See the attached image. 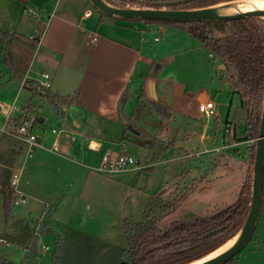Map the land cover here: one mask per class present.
<instances>
[{"label": "rangeland", "instance_id": "374dc122", "mask_svg": "<svg viewBox=\"0 0 264 264\" xmlns=\"http://www.w3.org/2000/svg\"><path fill=\"white\" fill-rule=\"evenodd\" d=\"M80 3L84 4L82 1ZM89 5V10L93 13L92 17L98 18L99 10L91 1ZM117 21L118 24L126 23L125 28L133 27L134 23L137 24V31L141 34L142 50L156 60L152 67L153 73L157 71L158 78L167 87H182L186 92L196 96L203 93L209 94L212 98L210 100L215 103L216 114L201 119L187 117L178 124L176 120H171L172 115L168 117L163 115L167 107L148 102L144 100L143 95H140L137 114L139 110L144 111L146 127L139 120L138 115L133 116L130 124L127 125L139 129L141 133L145 130L149 132L150 137H147V142L139 141V144L142 143L143 146L148 144L149 149L146 151L145 147L137 145L138 141L137 143L131 141H135L137 137L134 128H130L131 140H123V125H119L118 128L111 125L112 129H108V135L105 136L112 143L111 150L114 152H117L118 145L122 141L125 142L126 147L123 153H128L139 160L141 165L147 167L145 169H149L152 163L150 159L158 160L152 164L155 165L152 170L143 169L140 178L137 176L138 171L108 175L84 167L87 172L85 186L77 185L74 189H69L64 182L65 179L47 178L43 179L42 183L49 187L39 188L34 183L28 184L27 181L31 179L30 167L40 155L24 162V157L20 153L16 158L19 163L13 168H19L22 165L26 167L22 170L19 182L21 193L15 192L13 200L23 196L26 200L18 205L13 203V218L10 222H6L4 196L0 185V238L3 240L0 241V254L8 260L20 261L25 250L18 244H8L7 239L5 240L6 235L16 233L15 229L22 228L26 224L34 225V227L38 225L41 229L49 210L52 209L53 214L62 198L65 203L55 219L51 221L53 229L61 234L66 233L68 229L83 231L96 238H103L113 245L127 247L128 239L123 221L125 218L140 220L151 195L157 193L168 201H176L187 190L189 191L182 204L159 222L160 228L166 230L179 218L186 216L203 218L213 214L217 207L222 208L231 204L248 172H251L253 176L254 163H251L249 148L253 140H238L240 138L233 135V126L226 124L229 110L232 105L234 106V98L229 84L221 79L224 63L214 59V56L210 55V50L195 36L176 26L164 22L149 24L142 20L128 18H118ZM32 23V17L24 19L17 33L19 39H16L14 43V52L17 54L15 64L21 70L26 68L27 61L33 53L27 45L33 40L30 35L38 33V28L43 27L40 21L35 22L38 24L37 27H31ZM5 28L0 16V34L4 33ZM109 32L113 33L111 30ZM157 36L160 37L158 41L155 40ZM10 79V68L2 63L0 54V98L4 100L0 102V105L6 108L5 110H9L16 100L15 105L19 107L18 110L13 111V118H16L15 115L23 110L30 91L27 88L19 91V84L17 82L11 84ZM155 99L159 100L158 97ZM49 107L52 112L49 116L47 113L49 108L46 106L48 120L45 127L50 130L52 127L59 129L61 116L58 112L56 114L53 106ZM7 112L0 116V126L8 115ZM217 115L220 131H216ZM12 121L15 120L12 119ZM165 125L166 129L170 127L169 132H174L173 140L175 136L176 139L171 147H166L160 153L167 141L156 139L153 135L159 131L160 126L165 127ZM245 129L246 124L242 123L238 130V137H242ZM46 134L49 140L54 136L48 130ZM203 134L205 140L202 139ZM188 153L194 155L184 157ZM66 156L58 160L61 163L67 162L74 165L75 174H81L79 170L83 166L72 162L71 156ZM16 223H18L17 226H15ZM46 246L49 248L46 249ZM55 247L54 233L40 236L44 264H51ZM66 247V258H69L68 249L71 244L67 242ZM235 259L239 264H264V198L252 237L242 251L235 255Z\"/></svg>", "mask_w": 264, "mask_h": 264}, {"label": "crops", "instance_id": "0c3cea01", "mask_svg": "<svg viewBox=\"0 0 264 264\" xmlns=\"http://www.w3.org/2000/svg\"><path fill=\"white\" fill-rule=\"evenodd\" d=\"M86 1L0 0V16L6 27L3 32L8 30L11 34L8 41H10L14 69H11L3 61L0 43L2 63L10 68L11 84L17 82L19 91L23 88L30 91L23 110L15 116L16 118L19 116L22 121H30L33 131L41 137L43 144L47 147L56 145L60 153L41 150L32 158L40 155L39 159L30 167L31 179L27 183H34L39 188L49 187L42 183L43 179L47 178L65 179L64 182L69 189H74L77 185L85 186L87 172L84 167L95 170L93 167L99 165L103 154L107 150L113 149L111 148L112 143L105 137L108 135L107 130L112 129L111 125H115L117 128L119 125L124 126V141L131 140L130 131L125 134V128L127 124H130V119L132 120L133 116L138 115L139 120L146 127L144 111L139 110V114H137L140 95H143L144 100L148 102L167 107L172 115L171 120H176L178 124L187 117L196 119L206 117L199 114L198 103L212 99L207 93L196 96L186 92L182 87H167L158 78L157 71L153 73L152 67L156 60L142 50L141 34L140 31H137V24L134 23V26L130 25L133 27L125 28L124 24L126 23L118 24V17L100 20V11L98 18L95 19L92 17V11L89 10L90 0ZM86 12H90V14L86 16ZM30 17L33 22L30 24L31 27H37L38 24L35 22L39 21L43 27L38 28V33L30 35L33 40L27 45L33 53L27 61L26 68L21 70L15 64L17 54L14 52V43L16 39H19L17 33L21 23L25 18L29 19ZM103 28L105 29L103 30ZM109 30L115 34L110 33ZM44 72L51 74L52 87L39 91L35 85ZM49 94L57 96V105L61 108V112H58L55 104L49 99ZM155 97H158L159 100H156ZM123 100L121 112V101ZM3 101L0 98V102ZM30 105H34L35 109L28 111L27 108ZM46 106L49 108L48 112ZM49 106H53L56 114L58 112L61 116L59 129L63 132L59 136L45 127L48 120L47 113L50 116V112H52ZM5 109L0 105L1 117L6 114L5 111H8L7 113L10 111V109ZM229 113L226 120L229 118ZM41 117H43V121L39 120ZM16 118L13 120L16 121ZM218 120L219 116L217 115L216 131H220ZM15 121L10 122L11 126H14ZM162 127H159V131L153 137L167 141L165 149L174 144L176 136L173 140L174 132L168 131L170 127L167 129L166 125ZM53 128L56 127L51 129ZM130 128L134 127L130 126ZM46 130L54 135L51 140H49ZM134 130L137 137L135 141H131L135 143L138 141L137 145L142 147L143 144H139V141L146 140L145 142H147V137H150L149 132L145 130L141 133L136 128ZM209 137L211 138V136ZM202 139H206L204 134ZM125 147V142L122 141L115 153H123ZM143 147L146 148V151L149 149L148 144H144ZM24 154L23 146L21 156L24 157ZM66 155L72 157V162L83 166L79 170L81 174H75L74 165L67 162L61 163L58 160V158L67 157ZM193 155L188 153L184 157ZM17 161L14 163L15 166L19 163ZM157 161L150 163L149 167ZM1 165L0 167H2ZM143 169L137 170L139 178L142 176ZM64 203L65 200L62 198L58 208L52 214L50 225ZM0 240L2 239L0 238ZM7 241L8 244L12 243ZM42 247L44 246L42 245ZM47 247L46 249L49 248ZM41 250L39 242L38 264H44Z\"/></svg>", "mask_w": 264, "mask_h": 264}, {"label": "trees", "instance_id": "16d2710c", "mask_svg": "<svg viewBox=\"0 0 264 264\" xmlns=\"http://www.w3.org/2000/svg\"><path fill=\"white\" fill-rule=\"evenodd\" d=\"M109 4L121 8H166L173 10L209 7L234 0H105ZM101 13L100 20L113 19ZM164 22L176 26L195 36L210 50L214 59L224 63L221 79L230 86L234 98V106L230 108L226 124L233 126V135L238 140L252 139L249 145L251 163H254L256 141L259 137L263 102H264V18L245 17L227 21H153ZM9 31L0 34L3 61L13 68V56L8 38ZM14 69V68H13ZM36 89L48 90L35 85ZM58 112L57 96L48 95ZM233 100V99H232ZM124 100L121 101V112ZM233 104V103H232ZM35 109L30 105L27 110ZM166 108L164 116H169ZM38 121V119H37ZM23 121L16 119L15 124ZM242 123L246 124L242 137L238 130ZM130 131L126 125L125 134ZM234 140V139H233ZM164 149V148H163ZM162 149V150H163ZM23 145L8 135L0 136V185L3 192L6 222L13 218L12 206L15 190L11 186L12 168L16 158L22 153ZM150 162H155L150 159ZM154 167L150 166L148 170ZM185 171V170H184ZM251 173V172H250ZM248 172L235 200L222 208L217 207L213 214L200 218L186 216L175 220L171 226L163 230L159 222L171 214L188 196L187 190L176 201H168L155 193L149 197L140 220L125 218L124 231L128 246L113 245L103 238H96L89 233L68 229L61 234L50 225L52 209L49 210L41 229L26 224L15 229L16 233L7 234L6 238L25 249L23 258L18 262L9 261L0 254V264H38L40 236L48 233L56 235V247L51 264H192L204 259L219 250L240 231L244 225L252 201L253 176ZM263 206V203H262ZM262 209V208H261ZM38 227V228H37ZM11 234V235H10ZM69 258H66V243ZM225 264H239L235 257Z\"/></svg>", "mask_w": 264, "mask_h": 264}, {"label": "water", "instance_id": "95a60500", "mask_svg": "<svg viewBox=\"0 0 264 264\" xmlns=\"http://www.w3.org/2000/svg\"><path fill=\"white\" fill-rule=\"evenodd\" d=\"M92 4L101 12L108 16L118 18H128L137 20H153V21H227L245 17L264 18V7H257L246 11L226 13L223 4H229L236 1H252V0H234L220 3L217 5L195 8V9H166V8H121L113 6L105 0H90ZM43 121V117L39 119ZM264 198V102L259 137L256 141V151L253 167V183H252V201L248 217L235 235L234 243L226 250L210 255L204 259L196 261L192 264H225L231 258L235 257L247 245L256 228L259 215L262 208ZM18 223L15 224L17 226Z\"/></svg>", "mask_w": 264, "mask_h": 264}, {"label": "built area", "instance_id": "2783aa9c", "mask_svg": "<svg viewBox=\"0 0 264 264\" xmlns=\"http://www.w3.org/2000/svg\"><path fill=\"white\" fill-rule=\"evenodd\" d=\"M90 12H86L85 15H89ZM156 41L160 40V37L155 38ZM213 56V54H210ZM37 85L41 88L51 89L52 87V76L48 72L42 73ZM19 107L15 103L10 108L8 115L6 116L3 124L0 126V135H8L17 139L24 146V162L32 159L38 151L45 150L52 153H59V149L56 145L52 147H47L43 144L41 137L32 129V124L30 121H23L21 124H14L11 126L10 122L13 119V111L18 110ZM198 112L206 117H211L216 114L215 103L212 100H205L198 103ZM52 132L58 136L63 132L61 129L53 128ZM23 162V164H24ZM26 167L22 165L21 167H16L13 170L11 176V186L15 192L21 193L19 190V182L23 168ZM99 172L106 173L108 175H113L122 172L137 171L145 168V166L140 164L139 160H136L132 155L128 153L118 152L115 153L111 150H107L99 163L98 166L93 167ZM26 197L23 196L20 199H15L14 204L18 205L25 201ZM1 241V240H0ZM48 248V247H47Z\"/></svg>", "mask_w": 264, "mask_h": 264}, {"label": "bare ground", "instance_id": "6f19581e", "mask_svg": "<svg viewBox=\"0 0 264 264\" xmlns=\"http://www.w3.org/2000/svg\"><path fill=\"white\" fill-rule=\"evenodd\" d=\"M226 13H234L240 11H246L249 9L257 8V7H264V0H252V1H236L229 4H223ZM237 236L233 237L229 242H227L224 246H222L219 250L215 251L213 255L218 254L228 247H230ZM212 255V254H211Z\"/></svg>", "mask_w": 264, "mask_h": 264}]
</instances>
